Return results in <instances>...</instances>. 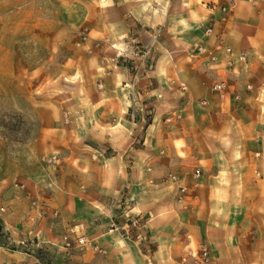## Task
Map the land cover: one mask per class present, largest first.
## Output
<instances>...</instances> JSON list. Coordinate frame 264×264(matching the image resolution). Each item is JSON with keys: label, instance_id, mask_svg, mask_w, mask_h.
Instances as JSON below:
<instances>
[{"label": "crops", "instance_id": "crops-1", "mask_svg": "<svg viewBox=\"0 0 264 264\" xmlns=\"http://www.w3.org/2000/svg\"><path fill=\"white\" fill-rule=\"evenodd\" d=\"M206 27L212 28L210 36L203 33ZM151 32L158 36L154 42ZM133 37L147 53L128 68L117 51ZM220 41L233 49V70L224 68ZM194 45L212 51L216 64L207 69L204 58L190 59ZM238 52L247 64L238 62ZM38 81L56 83L42 92L78 102L66 108L73 116L67 119L71 130L58 131L47 142L53 155L46 157L57 158L62 182L35 208L20 210L33 192L14 195L1 220L13 243L36 239L52 245V264H148L150 259L178 264L195 245L210 246L206 238L216 250L230 233V215H214L207 202L175 218L165 206L166 200L178 206L177 192L166 187L168 176L186 185L185 202L189 188L264 191V0H0V84L14 91L10 96L29 98ZM218 81L229 88L224 100L211 90ZM243 83L251 90H243ZM233 94L242 97L240 107ZM133 95L153 108L146 128L142 118L134 123L129 117ZM49 127L42 122V128ZM119 128L128 134L117 139L113 131ZM141 130L139 143L134 135ZM192 165L200 171L198 183L191 178ZM130 178L134 188H122ZM259 194L256 210L264 209V192ZM125 197L133 200L126 214L147 220L148 243L154 247L149 256L138 241L108 229ZM54 210L57 221L51 219ZM256 221L264 226V216ZM74 226L82 227L101 252L89 247L66 255L61 240ZM29 259L17 250L4 254L0 264H40Z\"/></svg>", "mask_w": 264, "mask_h": 264}, {"label": "rangeland", "instance_id": "rangeland-1", "mask_svg": "<svg viewBox=\"0 0 264 264\" xmlns=\"http://www.w3.org/2000/svg\"><path fill=\"white\" fill-rule=\"evenodd\" d=\"M157 39V33L151 32L150 40L153 42ZM131 40L130 45L126 44L117 51L119 57L123 58L124 65L128 68L136 66L134 59H139L145 51L138 47L135 37ZM136 55L137 58H135ZM53 84L55 86L56 83L33 82V96L29 98L17 95L10 96L9 93L14 91L7 84H0V262L4 254L17 250H23L30 255L33 259L29 260L33 262L52 264L53 261L54 249L52 245L38 244L36 239L24 241L23 245L13 243L4 231L1 220V218L6 217L7 209H10L11 197L14 195L20 194L22 191L33 192V199L27 200V203L20 210H26L29 207L35 208L36 202L44 204L42 197H45L49 191L55 189L62 182L60 167L45 162L46 159H49L46 156L53 155L47 150V142L56 139L58 131L67 133L71 130V124L67 123V119L71 121L73 116L72 113L66 112V108L69 104L73 105L78 102L74 101L75 98L50 96L40 90L45 85L51 86ZM247 85L248 83H243V90L247 91ZM92 87L96 89V86L93 85ZM241 104L242 97L236 105L240 107ZM64 113H67V117ZM42 122L45 124L47 122L50 127L42 128ZM144 122L146 128L152 123V116L149 119L145 118ZM102 132L105 134L104 130ZM142 132L144 130L134 135L136 136L134 137L135 140L139 143L142 142L140 139ZM124 133L128 134V131L122 128L113 131L117 139L121 137L120 134ZM85 140L83 141L85 145L95 149L94 145ZM101 144L105 145V143ZM83 152L89 156L96 155L94 151L88 148H83ZM195 152L198 151L194 150L193 154ZM185 156L189 157V153H185ZM67 163L69 164L66 162L64 167L69 169ZM195 170L198 169L192 165L191 175ZM170 177L168 176L166 179L169 180ZM43 178L47 179L51 185L46 184ZM194 181L198 183L200 179H194ZM134 182L135 180L130 178L127 186L122 188H134ZM166 187L177 192L178 186L176 184L168 181ZM205 189L189 188L190 198L183 204H178L175 200L177 207L172 204V200H166L165 206L168 213L171 212L177 218L181 215L192 214L195 207L205 206L207 202L211 203L213 209H209L210 212L213 211L214 215L220 217L226 213L231 218V225L228 226L230 233L225 236V241L221 239L218 241L220 246L216 250L212 248V242L209 238H206L210 246L206 244L209 248L211 247V264H214L217 258H220L222 264H264V226L256 224V218L260 215L264 216V209L256 210L255 208V202L260 197L259 193L262 194L264 191L260 188H228L229 191L225 192L224 188L221 190L216 188L213 192L208 193ZM33 202L36 204L34 205ZM132 204L133 200L130 197L121 200L118 208L114 211V217L108 222V229L111 222L115 223L126 233V238L138 241L145 254L149 256L153 253L154 247L148 243L147 220L145 217L132 218L126 214ZM3 209L6 211L4 212ZM167 210L164 212L167 213ZM55 212L57 211L54 210L51 213L53 221H57L59 218V213L55 214ZM161 212L164 213L162 209ZM214 227L218 228L219 226L215 224ZM173 230L174 227L171 226L169 231ZM150 261L148 264L153 263L151 259ZM19 264H25V261Z\"/></svg>", "mask_w": 264, "mask_h": 264}, {"label": "built area", "instance_id": "built-area-1", "mask_svg": "<svg viewBox=\"0 0 264 264\" xmlns=\"http://www.w3.org/2000/svg\"><path fill=\"white\" fill-rule=\"evenodd\" d=\"M253 1V0H250ZM203 33L206 36H210L212 34V28L206 27L203 29ZM154 42V41H153ZM218 47L223 48V54L226 56V60L224 62V68L226 70H233V61H232V55H233V49L231 47L225 46L222 41L218 42ZM146 50L140 55V57L146 56ZM137 56V55H136ZM237 60L239 63L245 65L247 64V58L244 53L238 52L236 54ZM189 58L192 60H198L199 58H204V67L209 69L213 65L216 64V55L208 50L204 46L200 45H194L190 54ZM185 90L184 88H182ZM212 92H214L219 99L224 100L227 98L229 94V88L226 82L224 81H218L212 84L211 87ZM246 90L250 91L251 86L247 85ZM153 98V97H152ZM156 99H161L160 95L156 96ZM231 100L234 103H238L241 100V97L239 94H233L231 95ZM137 97L135 95L132 96L130 101V107H129V117L132 122L136 123L139 118H142V121L145 120V118H150L153 114V108L152 107H146L144 105H140L137 102ZM201 104H204V102H201ZM167 123L171 121L170 117H167L165 119ZM97 153H100L101 155L104 153L103 150H97ZM46 163L48 164H56L58 162L57 158L53 159H46ZM200 171L195 170L191 177L193 179H198L200 177ZM170 183L176 184L177 187V195H176V202L178 204L184 203V198L187 193V187L184 185L183 181H181L179 178L175 176H171L168 180ZM110 230L118 231L122 237H125L126 233L123 232V229L116 226L115 223L111 222L109 226ZM62 249L64 250V253L66 255H70L72 253H81L84 250H86L89 247H92L97 252H101L100 249L91 246L90 242L87 240L83 228L80 226H74L70 229H68L66 235L62 237ZM23 245V243H21ZM178 264H211V252L210 248L206 243H199L195 245L193 248L188 249L183 256L179 259Z\"/></svg>", "mask_w": 264, "mask_h": 264}]
</instances>
